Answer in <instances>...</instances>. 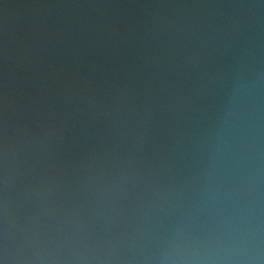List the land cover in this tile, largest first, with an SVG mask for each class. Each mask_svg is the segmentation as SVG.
<instances>
[{"label":"clouds","instance_id":"9594fccd","mask_svg":"<svg viewBox=\"0 0 264 264\" xmlns=\"http://www.w3.org/2000/svg\"><path fill=\"white\" fill-rule=\"evenodd\" d=\"M253 23L209 31L236 43L233 71L264 51ZM207 61L178 56L159 95L127 84L98 98L65 90L61 110H33L37 132L25 124L10 136L0 98V264H264V92L242 103L211 175L173 170ZM66 143L78 148L72 158L59 155Z\"/></svg>","mask_w":264,"mask_h":264},{"label":"water","instance_id":"95a60500","mask_svg":"<svg viewBox=\"0 0 264 264\" xmlns=\"http://www.w3.org/2000/svg\"><path fill=\"white\" fill-rule=\"evenodd\" d=\"M245 16L254 21L253 37L264 42V0H0V98L9 135L25 124L39 131L33 110L45 103L61 110L65 90L98 98L127 84L162 94L175 79L178 56L205 52L208 75L191 119L182 122L173 170L199 167L211 175L242 103L264 92V51L253 49L257 61L233 71L236 43L209 40L211 28ZM61 148V157L78 152L72 143Z\"/></svg>","mask_w":264,"mask_h":264}]
</instances>
